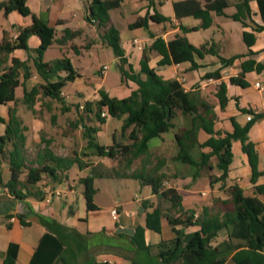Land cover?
<instances>
[{"label":"trees","instance_id":"trees-1","mask_svg":"<svg viewBox=\"0 0 264 264\" xmlns=\"http://www.w3.org/2000/svg\"><path fill=\"white\" fill-rule=\"evenodd\" d=\"M26 1L3 0L0 2V11L4 15L12 11L28 15L30 10ZM120 1L90 0L86 6L84 18L88 23L95 25L98 30H103L101 37L117 58L116 67L121 79L134 81L137 88L123 98L110 96L106 91L100 89L97 100L85 101L81 108L85 116L80 114L77 122L84 123V118L92 115L95 123L92 125L83 124L86 147L93 150L98 157L115 159L119 155L123 160V165L121 167H101L86 164L76 155H56L49 148L50 140H45V146L36 153L35 165L27 168L25 176L20 177L24 168L23 152L27 127L17 115L18 99L15 96V88L22 87V102L28 108L32 107L38 93H41L42 97L63 103L62 88L67 82L79 77L68 57L63 56L51 61H44L43 53L54 42L63 44L75 38L80 34V30L65 28L61 36L56 38V30L53 26L37 21L33 26L21 29L13 41L6 39L5 36L0 41V105L13 103V106L8 108L7 120L0 116V123H5L4 133L0 135V163L2 155L6 152V146H10L8 149L10 178L6 183H2L0 176V186H7L10 195L19 199L32 197L43 200L45 193L38 185L45 177L55 182H61L62 177L72 166L76 165L79 169L89 167L88 173L80 177L79 182L83 186L86 211L90 212L98 209L94 203V195L97 191L94 179L133 178L139 180L141 185H149L151 193L167 204V207L163 208L159 204L154 205L147 199L142 200L141 207L145 209L144 225H137L134 234L128 236L136 249L156 250V254L163 264H171L175 261H179L181 264H264V202L256 195L244 194L242 187L233 183L228 189V201L223 200V203L232 205L231 209L221 212L208 206L203 207L201 212L196 214L194 209L182 206L181 196L175 187L163 185L164 181L177 177L176 174L171 176L161 169L164 159L161 158L159 163L151 167L147 160L149 141L152 138L161 137L163 133L173 129L175 127L174 119L181 116L187 125L173 134L177 151L171 160L178 165L190 168L192 179H196L203 174V169L207 171L212 169L210 161L214 157L215 166L220 174L212 176L208 173L209 181L223 183L228 176L229 165L233 158L232 141L239 139L242 151L248 158L251 169L250 182L254 184L255 193L264 192V183L255 184L263 172L258 169V157L254 144L248 139L250 126L263 114L239 108L240 111L250 114L251 118L243 126L231 118V131L217 130L214 128L216 113L213 106L205 102L195 104L189 99L179 80L163 78L148 65L150 51H156L161 55L158 65L189 61L190 69L199 67V64L194 61V56L203 58L206 54L216 55L221 65L220 68L232 65L236 59L247 57L241 61L239 73L229 77V83L246 87L248 83L244 78L245 73L264 69V64L256 62L252 58L254 52L250 46L255 41L254 33L244 30L242 39L248 47L247 52L228 58L220 56L212 42L195 46L183 35L177 34L168 41L157 36L149 49H143L139 71L134 72L127 62L118 30L109 24L108 10L117 6ZM147 1L149 5H153L155 1L159 2L160 0ZM238 1L234 4L230 0H212L202 7L197 0H180L173 2L172 7L176 18L190 15L201 18L202 27L206 28L211 23V12L223 15L224 8L229 5L238 7V4H242L247 7V12L250 14L248 0ZM256 2L260 16L264 18V0H256ZM229 17L247 26L237 12ZM149 19L154 22L169 20L156 12L150 14ZM146 22V17L138 18L129 24V27H146ZM180 27L183 31H187L185 27ZM253 30L264 31V25H256ZM30 34L37 35L40 40L38 47L34 49L32 62L42 82L27 90L25 81L32 73L27 60L21 61L12 57L9 65H4V63L7 61L8 54L14 49H24L28 53L31 51L26 42ZM73 48L76 49L74 46ZM141 75H144V78ZM204 78L219 79V70L206 73L203 75ZM226 92V83L220 81L215 93L220 108H224L228 101ZM62 109L67 110L65 106ZM103 110H106L108 116L123 120L122 131L131 127L128 134L130 142L122 144L113 139L111 144L103 145L97 141L96 133L107 118V116L101 115ZM200 130L208 134V138L203 142L198 140V131ZM204 148H208V150L204 151ZM140 157L144 159L141 166L138 169L129 170L133 161ZM148 208L151 210H147ZM171 212L176 215H170ZM163 218H166L173 228L174 236L155 245L146 244L143 236L144 229L160 232ZM21 221L26 224L22 217ZM176 225H181L182 228L175 229ZM187 227H195V229L186 232L185 228ZM220 234L224 238L220 242L214 243ZM63 250L62 239L51 232H45L41 235L28 264H68L62 254ZM15 259L16 244L10 243L2 264H15ZM93 264L110 263L103 261ZM131 264L137 263L132 261Z\"/></svg>","mask_w":264,"mask_h":264},{"label":"crops","instance_id":"crops-1","mask_svg":"<svg viewBox=\"0 0 264 264\" xmlns=\"http://www.w3.org/2000/svg\"><path fill=\"white\" fill-rule=\"evenodd\" d=\"M3 0H0V2ZM46 3H45V2ZM90 0H27L30 13L28 15H21L17 11H12L7 15H4L5 21L11 19L8 23L10 29L0 24V41L3 36L12 37L17 34L21 29L29 28L33 26L37 21H42L50 26H53L56 30V38H59L63 29H79L80 34L73 39L68 40L63 44L54 42L43 53V60L45 53L49 50H57L58 55L49 59V61L66 56L70 59L72 66L75 56L82 53L81 49L90 50L92 48L106 47L105 41L101 35L102 29H97L95 25L88 23L84 16L86 6ZM180 0H160L155 1L152 5L148 4L147 0H121L119 4L108 10L109 24L113 25L119 32V38L124 54L127 58V62L131 65L134 72L139 71L140 59L142 57L143 49H149L155 37L160 36L165 41L172 39L175 35L185 36L190 43L195 46L201 44L214 43L215 48L218 50V54L222 57H231L236 54H244L247 52L248 47L242 39V32L249 31L255 35V41L250 49L254 52L252 58L256 62L264 64V31H254L253 28L256 25H264V18L260 16L256 0H248V6L250 14L247 12V7L238 4L229 5L224 8V14L220 15L211 12V23L208 27H202V19L194 16H184L176 18L174 15L172 3ZM203 7L206 3L212 0H197ZM232 3L239 2L238 0H230ZM159 13L169 18L164 22H154L149 19V15L152 13ZM234 12H237L240 18L246 22L247 26L241 24L240 21L233 20L229 17ZM147 18L146 27L130 28L129 24L136 21L138 18ZM232 20L233 23H229ZM180 26L186 28L187 31H183ZM194 28V29H192ZM98 32L96 33V31ZM202 34V40L195 44L191 40V36L197 33ZM99 37V39H98ZM87 39V40H86ZM136 39L137 43H133ZM11 40V39H10ZM28 47L31 51L28 53L24 49H14L8 54L7 61L4 65H9L12 57H16L21 61H26L30 65L31 75L25 81V87L29 90L32 86L30 79H40L36 73L32 55L34 49L38 47L40 40L37 35L30 34L26 40ZM84 44V45H83ZM73 46L76 48L74 49ZM220 51L224 54H220ZM149 67L153 68L156 73L166 79L179 80L189 97V99L195 104L205 102L214 107L216 113V119L214 128L221 131H231L233 118L237 123L243 126L247 121L246 112L240 111L239 108L250 109L254 113H262L263 116L253 122L248 130V139L254 144V149L258 157V169L263 173L257 178L255 184L264 183V69L261 71H249L245 73V80L248 85L241 87L239 85L229 83V77L237 75L240 71V63L247 57L234 60L232 65L220 68V62L218 57L213 54H206L203 58L194 56V61L199 64L196 69H190V62H182L178 64L158 65V61L161 55L156 51L149 52ZM116 63L117 58L114 56ZM102 64L99 71L102 69ZM126 68V65L124 66ZM75 68V67H74ZM78 68H75L77 71ZM117 71L118 68L116 67ZM219 70L220 78L203 79V75L208 72ZM78 72V71H77ZM119 72V71H118ZM103 73V72H100ZM63 74V73H62ZM79 74V73H78ZM105 74V72L103 73ZM102 74V75H103ZM120 74V73H119ZM144 78V75H141ZM82 77H76L73 81H69L62 88L61 96L63 97L62 106L68 108L69 102L73 101L74 94L77 92L83 96L86 101H95L99 98V90L103 89L110 96L117 98H123L128 96L132 90L137 88L134 81L130 79L119 78V83L112 88L107 87L103 83H85L81 82ZM200 80V81H199ZM199 81V88L191 93L188 90H193L192 86ZM220 81L226 83L228 101L224 108H220L218 100L215 96L217 91V85ZM42 82V80H41ZM259 82L261 89L257 88L254 83ZM71 83L73 86L70 90H66V86ZM18 90L20 92L18 93ZM95 92V95L89 96ZM15 96L18 99L16 108L18 109V117L23 124L27 127L25 131L26 140L33 132L37 134L39 130L35 127L38 123L35 121L34 116L25 111V106H21L22 102V87L15 88ZM50 99V98H49ZM52 100V99H51ZM35 104V102H34ZM32 105L29 111L32 113L35 109V105ZM26 105V104H25ZM49 106L48 102L46 104ZM13 106V103L6 105H0V116L7 120L8 108ZM82 104H78L80 108ZM115 120L111 124L110 130L103 134V138L99 142L103 145H109L113 139L116 142L126 144L130 142L128 134L131 127L121 130L123 120L112 118L107 116V124L109 120ZM178 119H182L184 125H187L185 119L178 116L174 119L176 129ZM109 124V123H108ZM184 126V127H185ZM33 129V130H32ZM5 123H0V135L4 133ZM100 129L96 133V137H99ZM120 133V139L117 138V134ZM108 135L110 136L108 140ZM161 142L164 141L163 135H161ZM208 138L203 130L198 131V140L203 142ZM158 144L153 145L158 146ZM150 148V147H149ZM206 148H204V151ZM231 150L233 153L232 161L229 165L228 176L222 183L220 181L210 182L208 175L203 174L196 179H190V185L184 186V181L188 180V177L179 179L178 185L173 186L176 188L181 196V204L184 208L194 209L196 206L202 209L203 205L211 203L210 196H206L211 193V197L220 196L221 199L229 198L228 189L233 183H237L242 187L244 194L256 195L262 202H264V192L261 194L255 193L254 184L250 182L251 169L248 163L246 154L242 151L241 141L235 139L232 141ZM55 154V153H54ZM214 157L211 158V160ZM216 160L213 162L212 169H209V173L212 172L218 176L220 171L215 166ZM81 169L80 171H83ZM207 171V172H208ZM68 172V171H67ZM87 172L85 173V175ZM84 175V176H85ZM0 176L2 183H6L10 178L9 162L4 163L3 160L0 163ZM99 179H117V178H99ZM199 181V182H198ZM62 183V182H61ZM60 184V183H59ZM40 185V184H39ZM94 186L96 181L94 179ZM42 187V186H41ZM77 186L70 187L71 192H75ZM145 190V196L140 201L147 199L154 205L159 204L163 208L167 207V204L161 200L156 199V196L151 193L149 185H141ZM170 187V186H169ZM99 189L94 195V203L98 207L95 211L85 212V219L83 217L76 216L75 213H69L71 208L68 207V202L61 200V198H53L50 202L44 200H37L29 197L24 199L16 198L10 194L0 195V264L3 263V259L6 255L8 245L10 243L16 244V259L15 264H28L41 235L45 232H51L60 237L64 242L63 256L67 260L68 264H93L94 262L107 261L110 264H131L132 261L137 264H163L160 257L157 256L156 250L148 251L136 249L129 240V235L123 233L121 235L116 232L118 226H126L134 229L137 225H144L145 212L142 211H125L119 206L118 214L113 216L111 214V205H108L110 212L107 216L97 215L100 210V204L97 202V194ZM202 193L203 195H201ZM157 201V202H156ZM61 203V205H60ZM107 207V204L105 205ZM67 208V211H66ZM143 208V207H142ZM147 210H151L148 208ZM74 211V210H73ZM67 213V215L64 214ZM94 212V213H92ZM90 213V214H89ZM175 216L173 212L169 213ZM22 219L26 224L22 223ZM175 229L182 228L181 225H176ZM195 227L185 228L186 232L194 230ZM144 241L146 244L155 245L162 240L171 239L174 236V231L166 218L161 221L160 232H155L151 229H144ZM223 235L220 234L214 243H218L223 239ZM61 264V263H59ZM171 264H181L179 261H175Z\"/></svg>","mask_w":264,"mask_h":264},{"label":"rangeland","instance_id":"rangeland-1","mask_svg":"<svg viewBox=\"0 0 264 264\" xmlns=\"http://www.w3.org/2000/svg\"><path fill=\"white\" fill-rule=\"evenodd\" d=\"M11 19H7L5 21L3 14H0V24H3L5 27L10 29L9 22ZM229 23H233L232 20ZM98 30L96 31V33ZM6 39L13 41L12 37L5 36ZM191 40L193 43L197 44L199 41L202 40V34L199 32L195 35H192ZM99 39V37H98ZM87 40V39H86ZM84 45V44H83ZM82 53L75 56L73 61V65L75 68H78V73L84 77L81 82L85 83H94L99 84L103 83L107 87L112 88L119 83L120 74L116 69V63L114 61V54L110 47L104 46L100 48H92L90 50L81 49ZM220 54L224 55L221 51ZM58 55V51L56 50H49L45 53L44 59L48 60L52 57ZM105 64L108 66L105 74L100 73L101 70L100 66ZM103 74V75H102ZM206 79V78H204ZM124 80V79H122ZM31 85H37L41 83L40 79L31 78L30 79ZM200 81V80H199ZM199 81L196 83L197 85H193V90H188L189 92L193 93L194 90L199 88ZM73 85L69 83L66 86V90H70ZM217 88V87H216ZM20 90H18V93ZM95 95V92L92 91V94L89 96ZM73 101L69 102L68 110H63L61 102L56 100H51L49 98L42 97L41 93H38L35 96V109L30 113V108H28L23 102L21 106H25V111H28L29 114L34 116L35 121L38 123V126L35 128L39 130L37 134L35 132L29 135V138L25 142V148L23 152L24 157V168L23 173L21 174V178H23L26 174L27 168L30 166L35 165V157L38 150H41L45 146V140H50L49 148L55 153L56 155L61 156H79L82 159V162L86 164H93L96 166H107V167H121L123 165V160L119 155L115 159H111L108 157H98L93 150H90L86 147V142L83 137V124L92 125L95 123L93 120V116L85 117L84 123L77 122L78 116L85 113L82 109H78V104L85 103V99L83 96L79 95L77 92L73 95ZM89 101V100H88ZM49 104L47 106L46 104ZM18 115V109H17ZM115 122V120H109V124H103L101 126V132L99 133V137H97L98 141L100 142L103 138V134L108 132L111 128V124ZM178 125L176 129H169L167 132L163 133L164 141L161 142V137L152 138L149 141V155L147 157L148 162H150V167L154 166V164L159 163L161 158L164 159V163L162 164L161 169L167 172L169 175L176 174L177 177L170 178L163 182L165 187L169 186H176L178 185L179 179L183 177H188V180L184 181V186H189L191 177V169L183 166L178 165L176 162L171 160V157L176 153L177 146L174 142L173 134L174 132L178 131L180 128H183L185 125L182 119L177 120ZM33 130V129H32ZM120 133L117 134V138H121ZM110 136L108 135V140ZM158 146H153L158 144ZM10 146H6V152L2 155V160L4 163H8V149ZM207 150V148L205 149ZM144 160L143 158H137L133 161L132 165L130 166L129 170L138 169L141 166V162ZM215 158H213L210 162L213 166ZM88 168H83V171H80L76 165L72 166L69 171L62 177L61 182L53 181L45 177L40 185L38 186H52L54 184H59V188L64 191V193L56 198H61V200L68 202V207L71 210H74L76 216H81L85 219V215L87 212L85 207V200L83 197V186L79 182V178L83 177L85 173H88ZM203 176H207L209 171L207 172L206 169L202 170ZM212 176H216L213 172L211 173ZM190 178V179H189ZM178 180V181H177ZM96 186L99 189L97 194V202L101 205L100 210L96 213L97 215H105L107 216L110 212V206L118 210L119 206L122 207L125 211H141V201L140 199L145 196V190L141 187L139 180L133 178H117V179H99L96 178ZM199 182V181H198ZM75 192H71L69 189L70 187L77 186ZM41 187V188H42ZM203 195L202 193H200ZM211 193L207 194L206 196H210L211 203L208 205H203L204 207H212L215 211H224L227 209H231V204L223 203L228 201V198L221 199L220 196H213L211 197ZM158 199V198H156ZM159 203H161V200ZM157 202V201H156ZM107 204V207L105 206ZM61 205V203H60ZM194 210L196 214H199L202 209L199 207H195ZM67 211V208H66ZM145 212L142 211V213ZM94 213V212H92ZM67 215L66 212H64ZM90 214V213H89Z\"/></svg>","mask_w":264,"mask_h":264},{"label":"built area","instance_id":"built-area-1","mask_svg":"<svg viewBox=\"0 0 264 264\" xmlns=\"http://www.w3.org/2000/svg\"><path fill=\"white\" fill-rule=\"evenodd\" d=\"M16 35H17V34H14L13 39L16 38ZM133 43H137V40L134 39V40H133ZM107 68H108L107 65H103V66H102V69H101V72L104 73V72L107 70ZM254 85H255L257 88H260V89H261V86H260L259 82H255ZM80 108H83V106H80ZM101 115H102V116H105V117L108 116L106 110H103V111L101 112ZM246 117H247V119H250V118H251V115H250V114H247ZM164 183H165V182H164ZM42 190H43L44 193H45L43 200L46 201V202H50L53 198H55V197H59V196H61V195L64 193V191H63L62 189L59 188V184H54V185H52V186H50V185H48V186H43V187H42ZM1 194H7V195L10 194V193H9V189H8L7 186H0V195H1ZM111 214H112L113 216H116V215L118 214V211H117L115 208H112V209H111Z\"/></svg>","mask_w":264,"mask_h":264},{"label":"water","instance_id":"water-1","mask_svg":"<svg viewBox=\"0 0 264 264\" xmlns=\"http://www.w3.org/2000/svg\"><path fill=\"white\" fill-rule=\"evenodd\" d=\"M141 211H144V208H141ZM69 213L72 214V213H74V211L73 210H69ZM116 232L125 233V234H128V235H133L134 234V229L131 228V227H126V226H118V228L116 229Z\"/></svg>","mask_w":264,"mask_h":264}]
</instances>
